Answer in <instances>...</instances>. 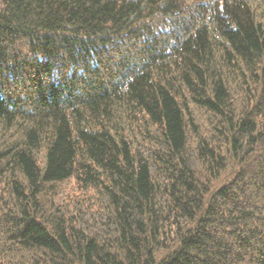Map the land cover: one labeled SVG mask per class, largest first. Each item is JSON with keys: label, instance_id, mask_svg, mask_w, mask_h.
Listing matches in <instances>:
<instances>
[{"label": "trees", "instance_id": "1", "mask_svg": "<svg viewBox=\"0 0 264 264\" xmlns=\"http://www.w3.org/2000/svg\"><path fill=\"white\" fill-rule=\"evenodd\" d=\"M0 264H264V0H0Z\"/></svg>", "mask_w": 264, "mask_h": 264}]
</instances>
